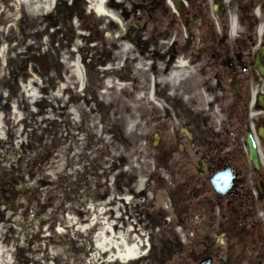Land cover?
<instances>
[{
    "label": "rangeland",
    "instance_id": "obj_1",
    "mask_svg": "<svg viewBox=\"0 0 264 264\" xmlns=\"http://www.w3.org/2000/svg\"><path fill=\"white\" fill-rule=\"evenodd\" d=\"M14 1L0 0V264L213 258L205 235L220 226L222 200L195 162L205 152L224 159L236 134L238 164L251 169L238 123L246 113L216 87L224 61L216 34L181 24L161 33L160 8L173 13L167 0L157 9L152 0H105L104 15L91 8L98 0H56L39 18L16 14ZM249 33L253 72L261 43L257 29ZM263 87L252 83L249 93ZM135 124L157 149L136 142ZM126 247L138 256L117 258Z\"/></svg>",
    "mask_w": 264,
    "mask_h": 264
},
{
    "label": "flooded vegetation",
    "instance_id": "obj_2",
    "mask_svg": "<svg viewBox=\"0 0 264 264\" xmlns=\"http://www.w3.org/2000/svg\"><path fill=\"white\" fill-rule=\"evenodd\" d=\"M184 1L186 5H179L183 25L188 29H202L208 38L216 34L219 55L224 59L220 61L222 71L215 77L217 90L223 99L230 96L231 106H235L237 111L246 112L247 108L246 124L249 126V86L264 80L255 77L254 71L249 72V44L252 42L249 29L264 26V0ZM216 29L217 32L213 31ZM190 39L194 37L190 36ZM261 110L264 108L257 102L252 107L251 121L256 128L260 125L264 127V112ZM238 123H242L241 120ZM247 125L244 124V128ZM245 136L246 132L244 144ZM228 141L233 145L232 149H220L226 156L220 161L206 152L199 155L203 157L202 165L207 166V174L211 175L224 167H230L234 174L232 190L225 197H219L222 203L219 202L217 216L220 226L216 230L219 238L215 244V264H264V234L260 228L264 223L257 220L253 212L254 199L251 196V191L259 189V184L264 182V172H254L239 165L236 157L238 151L235 149L236 134H230ZM262 143L264 147V141ZM246 158L248 160V155ZM253 180L254 187H251Z\"/></svg>",
    "mask_w": 264,
    "mask_h": 264
},
{
    "label": "bare ground",
    "instance_id": "obj_3",
    "mask_svg": "<svg viewBox=\"0 0 264 264\" xmlns=\"http://www.w3.org/2000/svg\"><path fill=\"white\" fill-rule=\"evenodd\" d=\"M56 0H15L13 6L15 7L16 14H23L25 17H41L54 6ZM104 0H98V3L92 5L91 8L99 15L106 14L105 10L102 7ZM20 8V10L18 9ZM263 31L262 28H259L258 32L261 34ZM29 99L30 94L26 95ZM139 251L137 247L130 248L126 247L122 252H118L117 258L119 259H134L138 256Z\"/></svg>",
    "mask_w": 264,
    "mask_h": 264
},
{
    "label": "water",
    "instance_id": "obj_4",
    "mask_svg": "<svg viewBox=\"0 0 264 264\" xmlns=\"http://www.w3.org/2000/svg\"><path fill=\"white\" fill-rule=\"evenodd\" d=\"M263 57H264V49L262 48L260 53L255 58V66L257 67L259 73L261 75H264V66H263ZM260 103H263L264 99L260 97L259 99ZM246 142L248 144V150H249V159L253 162L254 166L258 168L257 163V157L255 152V145L253 142V139L251 137V134H247L246 136ZM200 162H198V165ZM198 172H201V170L198 169ZM229 169L226 168L222 170L221 172H216L213 174V176L210 178V183L212 188L214 189L215 193L224 195L226 191L229 190L231 187V179ZM198 264H211L210 258H205L202 261H200Z\"/></svg>",
    "mask_w": 264,
    "mask_h": 264
},
{
    "label": "trees",
    "instance_id": "obj_5",
    "mask_svg": "<svg viewBox=\"0 0 264 264\" xmlns=\"http://www.w3.org/2000/svg\"><path fill=\"white\" fill-rule=\"evenodd\" d=\"M117 104H119V103L117 102ZM126 111H129V108H126V109H125V112H126ZM120 114H121V113H120ZM122 119H123V118H122ZM119 122H120V124L122 123L121 119L119 120ZM124 124H125V123H124ZM124 124H123V125H124ZM121 125H122V124H121ZM123 125H122V126H123ZM147 139H148V138L146 137V140H147ZM136 142H137V141H136ZM148 144H149V142H148ZM52 147H53V145H48V146H46L45 149L48 148V150L43 149L44 152H42V151L39 152V157H38V158L41 159V158L43 157V154H45L46 157H49V156H50V149H51ZM126 147H127V146H126ZM152 150H153V149H152L151 147H149L148 152H151ZM38 158H37V160L34 161L35 163H39V162H40V160L38 161ZM42 184H43V183H42ZM27 199H29V197H28Z\"/></svg>",
    "mask_w": 264,
    "mask_h": 264
}]
</instances>
